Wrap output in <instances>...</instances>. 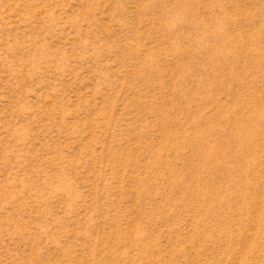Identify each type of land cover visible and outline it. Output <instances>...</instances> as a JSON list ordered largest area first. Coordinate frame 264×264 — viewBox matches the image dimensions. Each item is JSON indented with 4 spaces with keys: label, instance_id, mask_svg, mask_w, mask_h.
<instances>
[{
    "label": "rangeland",
    "instance_id": "rangeland-1",
    "mask_svg": "<svg viewBox=\"0 0 264 264\" xmlns=\"http://www.w3.org/2000/svg\"><path fill=\"white\" fill-rule=\"evenodd\" d=\"M0 264H264V0H0Z\"/></svg>",
    "mask_w": 264,
    "mask_h": 264
}]
</instances>
